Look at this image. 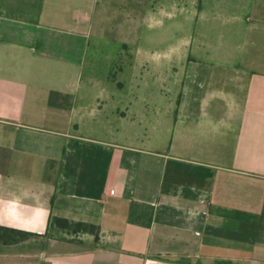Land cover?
Wrapping results in <instances>:
<instances>
[{
	"label": "crops",
	"instance_id": "0c3cea01",
	"mask_svg": "<svg viewBox=\"0 0 264 264\" xmlns=\"http://www.w3.org/2000/svg\"><path fill=\"white\" fill-rule=\"evenodd\" d=\"M102 1L0 0V226L34 234L0 264H264V0H203L167 133L135 143L80 66L102 6L171 0Z\"/></svg>",
	"mask_w": 264,
	"mask_h": 264
},
{
	"label": "rangeland",
	"instance_id": "374dc122",
	"mask_svg": "<svg viewBox=\"0 0 264 264\" xmlns=\"http://www.w3.org/2000/svg\"><path fill=\"white\" fill-rule=\"evenodd\" d=\"M171 1L161 3L169 14L153 18L146 14L138 19L131 9L105 12L102 6L91 23L80 86L82 91L89 88L91 97L97 96V106L102 109L99 119L105 120L106 115L118 128L114 130L119 132L116 142L135 143L137 139L152 140L157 131L167 133L190 55L186 42L192 38L196 42L197 14L203 3L176 0L173 7ZM174 64L177 82L171 73ZM86 76L95 79L88 82Z\"/></svg>",
	"mask_w": 264,
	"mask_h": 264
},
{
	"label": "trees",
	"instance_id": "16d2710c",
	"mask_svg": "<svg viewBox=\"0 0 264 264\" xmlns=\"http://www.w3.org/2000/svg\"><path fill=\"white\" fill-rule=\"evenodd\" d=\"M52 222L62 228L71 229L74 232H84L94 235L96 238L99 233V227L95 225H89L86 223H72L66 219L54 218ZM33 233L22 231L19 229L0 226V244H13L28 239L33 236Z\"/></svg>",
	"mask_w": 264,
	"mask_h": 264
}]
</instances>
